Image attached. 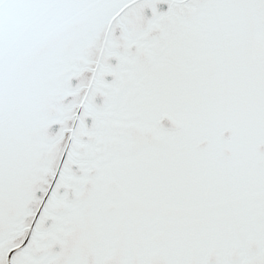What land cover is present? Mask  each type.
<instances>
[{"label":"snow or ice","instance_id":"obj_1","mask_svg":"<svg viewBox=\"0 0 264 264\" xmlns=\"http://www.w3.org/2000/svg\"><path fill=\"white\" fill-rule=\"evenodd\" d=\"M0 264H264V0H0Z\"/></svg>","mask_w":264,"mask_h":264}]
</instances>
